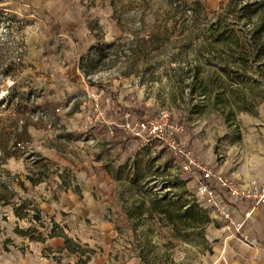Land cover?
<instances>
[{
  "label": "rangeland",
  "instance_id": "374dc122",
  "mask_svg": "<svg viewBox=\"0 0 264 264\" xmlns=\"http://www.w3.org/2000/svg\"><path fill=\"white\" fill-rule=\"evenodd\" d=\"M202 1V22L145 53L156 2L0 0V181L40 213L18 218L0 201V264L241 259L180 150L264 181V0ZM114 102L146 115L118 119ZM126 114L164 130H125ZM102 167L115 178L107 197L87 189ZM52 221L64 237H46Z\"/></svg>",
  "mask_w": 264,
  "mask_h": 264
},
{
  "label": "built area",
  "instance_id": "2783aa9c",
  "mask_svg": "<svg viewBox=\"0 0 264 264\" xmlns=\"http://www.w3.org/2000/svg\"><path fill=\"white\" fill-rule=\"evenodd\" d=\"M170 127L172 130L178 129L172 125ZM124 128L130 131H147L154 136H159L164 130L156 121L135 120L129 114L125 116ZM186 146L183 144L180 150L184 157L180 166L182 170L192 172L197 178L200 197L209 198L214 203L215 208L210 218L218 224L219 233L230 232L228 238L236 237L251 250L253 264H264V243L256 236L254 230L247 228L252 210L261 209L264 214V181H244L238 178L239 170L228 174L217 162L211 166L205 165ZM242 204H250L251 211L245 213L241 220H236Z\"/></svg>",
  "mask_w": 264,
  "mask_h": 264
},
{
  "label": "trees",
  "instance_id": "16d2710c",
  "mask_svg": "<svg viewBox=\"0 0 264 264\" xmlns=\"http://www.w3.org/2000/svg\"><path fill=\"white\" fill-rule=\"evenodd\" d=\"M137 6L138 9L144 12L145 7L150 4V1L153 3H158L157 9H155L154 15H158L156 22V31H154L151 36L147 39V42L154 41V47H148L145 49V53L152 52L156 49L161 48L166 44L170 39L172 34L179 33L183 34L188 31L191 27L198 25L202 22L207 16V10L202 0H138ZM255 7H261L262 3L257 2L253 4ZM247 6V5H246ZM249 6H247L248 8ZM250 9V8H248ZM170 22V23H169ZM170 24V25H169ZM259 32L254 31L253 40L258 42ZM152 40H151V39ZM153 43V42H152ZM147 47V46H146ZM109 94L110 92H107ZM112 108H115L113 113L118 119L121 118L122 112H130L134 117L142 119L145 117L147 112V107L144 105H135L132 108H123L118 103L114 102ZM117 108V109H116ZM31 184H36L39 181L37 179L28 178ZM14 194L11 191L10 183L7 181H0V201L3 204L12 203L14 207V214L18 218H26L29 216L31 211H33L31 219L35 221H40V213L37 209V206L33 205L30 201L22 200L20 202L13 203ZM201 204V203H200ZM199 204V205H200ZM33 206V207H32ZM32 207V209L30 208ZM53 222V221H52ZM24 235L26 234L22 230H19ZM30 234V233H28ZM47 238L51 237H64L62 230L59 226L53 222ZM40 238L42 236L40 235ZM69 239H65V245L68 244Z\"/></svg>",
  "mask_w": 264,
  "mask_h": 264
},
{
  "label": "crops",
  "instance_id": "0c3cea01",
  "mask_svg": "<svg viewBox=\"0 0 264 264\" xmlns=\"http://www.w3.org/2000/svg\"><path fill=\"white\" fill-rule=\"evenodd\" d=\"M99 163L98 161H95L93 164ZM101 164V163H100ZM106 166V165H104ZM92 169V168H91ZM100 172H95L90 175V178L87 179V184L89 189L92 192H98L101 197H107L106 195L109 194V188L108 185H110L112 182H115V178L113 175V172H110L109 170L102 167ZM94 172V171H93ZM263 181V180H262ZM261 182V181H258ZM92 198L93 195H91ZM92 208L93 209V216L99 214V208L100 205L97 202H94ZM251 211V205L250 204H242L239 207V214L236 216V220H241L243 218V215L247 212ZM249 220L247 221V228H250L256 232V236L264 243V214L261 212V209L252 210L251 214L249 216ZM245 251L242 253L241 259H232L229 263L226 262V264H253L251 259V250L247 247H244Z\"/></svg>",
  "mask_w": 264,
  "mask_h": 264
},
{
  "label": "bare ground",
  "instance_id": "6f19581e",
  "mask_svg": "<svg viewBox=\"0 0 264 264\" xmlns=\"http://www.w3.org/2000/svg\"><path fill=\"white\" fill-rule=\"evenodd\" d=\"M222 260H223V259L220 260V258L217 259V261L215 262V264H225V262L222 261Z\"/></svg>",
  "mask_w": 264,
  "mask_h": 264
}]
</instances>
